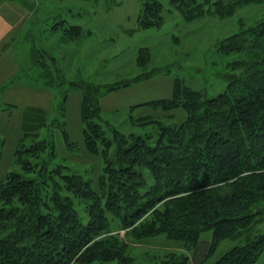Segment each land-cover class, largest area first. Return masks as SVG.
I'll return each mask as SVG.
<instances>
[{"label": "trees", "instance_id": "trees-1", "mask_svg": "<svg viewBox=\"0 0 264 264\" xmlns=\"http://www.w3.org/2000/svg\"><path fill=\"white\" fill-rule=\"evenodd\" d=\"M171 1L190 12L202 5L199 0ZM259 3L264 0H216L213 5L221 17H229L241 7ZM162 8L157 0H141V26L160 25ZM70 29L72 38L80 36V27ZM219 50L236 56L227 64L225 92L207 98L176 79L172 99L132 107L184 109L186 118L179 126H161L155 146L149 144V137L124 135L102 121L100 87L74 84L84 90L80 115L85 148L90 155L101 154L104 162L96 187L94 180L65 172L70 171L67 167L50 169L44 162L36 170L37 164L21 156L16 161L23 162L30 175L1 174L0 140V264H108L115 260L132 264L128 238L165 234L186 246H197L206 231L213 233L209 255L223 241L239 242L215 264H254L264 251V232L246 234L264 218V210L256 209L264 200V17L229 36ZM38 54L33 46V64L49 76L48 62L38 60ZM146 78L140 75L124 86ZM34 111L43 115L41 110ZM64 136L71 145L66 130ZM47 149L54 150L53 144L34 140L17 152L40 158ZM144 168L153 178L149 188ZM75 200L88 213L86 225ZM110 218L122 224L124 237L110 230ZM189 260L186 254L169 253L161 264H189Z\"/></svg>", "mask_w": 264, "mask_h": 264}, {"label": "rangeland", "instance_id": "rangeland-1", "mask_svg": "<svg viewBox=\"0 0 264 264\" xmlns=\"http://www.w3.org/2000/svg\"><path fill=\"white\" fill-rule=\"evenodd\" d=\"M157 1L163 5L164 20L144 28L139 22L141 0H0L1 174H28L23 162L16 161L21 156L37 164L36 170L44 162L50 169L67 167L70 171L65 172L94 180L96 187L104 162L101 154L90 155L85 148L80 115L84 90L74 84L100 87L102 121L124 135L149 137L152 146L157 144L161 126L177 127L185 120L184 109L132 107L172 99L176 79L204 92L207 98L225 92L230 73L227 64L236 56L222 53L220 43L241 29L255 26L264 17V3L221 17L215 12L216 0H199L202 5L192 12L175 7L171 0ZM192 14L195 19H191ZM74 26L81 29L76 38L70 29ZM33 46L39 51L38 60L48 62L49 76L47 70L33 64ZM140 75L147 78L124 86ZM112 86L121 88L105 91ZM34 140L52 143L54 150L47 149L40 158L17 152L33 145ZM143 172L149 188L152 175L146 168ZM75 208L86 225L89 216L84 205L75 200ZM256 209L264 210V200ZM121 228L119 220L110 218V230L124 237ZM261 232L264 218L246 234ZM212 240V231L203 232L197 246H186L165 234L128 238V254L132 264H161L169 253L186 254L189 264H215L239 244L238 240L223 241L216 253L209 255ZM254 264H264V251Z\"/></svg>", "mask_w": 264, "mask_h": 264}]
</instances>
